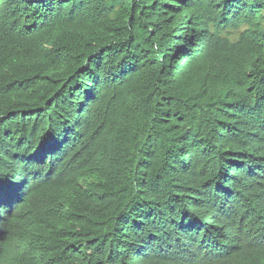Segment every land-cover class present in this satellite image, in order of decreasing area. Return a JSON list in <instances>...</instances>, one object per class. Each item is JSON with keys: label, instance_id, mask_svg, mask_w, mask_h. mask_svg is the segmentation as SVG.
<instances>
[{"label": "trees", "instance_id": "obj_1", "mask_svg": "<svg viewBox=\"0 0 264 264\" xmlns=\"http://www.w3.org/2000/svg\"><path fill=\"white\" fill-rule=\"evenodd\" d=\"M0 264H264V0H0Z\"/></svg>", "mask_w": 264, "mask_h": 264}, {"label": "bare ground", "instance_id": "obj_2", "mask_svg": "<svg viewBox=\"0 0 264 264\" xmlns=\"http://www.w3.org/2000/svg\"><path fill=\"white\" fill-rule=\"evenodd\" d=\"M35 114V113H34ZM58 166V165H57ZM70 178V177H69ZM30 186V185H29ZM77 187V186H76ZM53 191V190H52ZM39 209V208H38ZM17 212V211H16ZM48 221V220H47ZM42 225V224H41ZM34 229V228H33ZM30 230V229H29ZM30 237H32V236H30ZM28 240V239H27ZM24 243H25V241H24ZM34 263V262H33ZM177 263V262H176Z\"/></svg>", "mask_w": 264, "mask_h": 264}]
</instances>
